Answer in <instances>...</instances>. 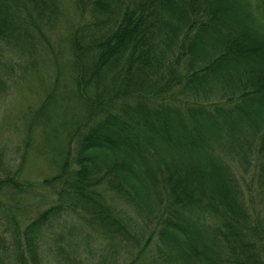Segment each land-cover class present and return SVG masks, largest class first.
<instances>
[{"label": "trees", "instance_id": "obj_1", "mask_svg": "<svg viewBox=\"0 0 264 264\" xmlns=\"http://www.w3.org/2000/svg\"><path fill=\"white\" fill-rule=\"evenodd\" d=\"M75 3L85 19L68 38L70 70L84 117L72 162L44 180L59 185L57 202L23 224L13 264H41V232L65 208L111 240L128 236L103 182L156 221L175 260L264 264V31L247 1ZM55 4L0 0V43L31 46ZM5 68L0 58V83ZM14 185L0 177V190Z\"/></svg>", "mask_w": 264, "mask_h": 264}, {"label": "rangeland", "instance_id": "obj_2", "mask_svg": "<svg viewBox=\"0 0 264 264\" xmlns=\"http://www.w3.org/2000/svg\"><path fill=\"white\" fill-rule=\"evenodd\" d=\"M246 1L264 31L262 1ZM55 5L34 30L31 46L0 43L6 64L0 83V177L8 174L16 181L0 190V236L6 247L0 250V264H13L12 241L23 224L57 202L59 185L44 180L58 174L65 157L72 162L75 138L68 143L69 137L84 117L70 70L68 38L85 15L75 0H56ZM232 168L239 171L235 163ZM100 189L128 236L111 240L85 223L84 211L65 208L41 232V264H185L156 242V221L104 182Z\"/></svg>", "mask_w": 264, "mask_h": 264}]
</instances>
